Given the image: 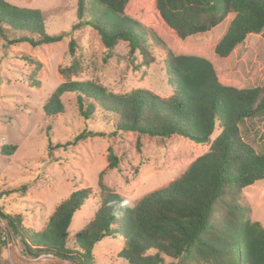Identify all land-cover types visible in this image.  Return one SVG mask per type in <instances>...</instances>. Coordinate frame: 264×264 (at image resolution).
I'll return each mask as SVG.
<instances>
[{
    "label": "trees",
    "instance_id": "1",
    "mask_svg": "<svg viewBox=\"0 0 264 264\" xmlns=\"http://www.w3.org/2000/svg\"><path fill=\"white\" fill-rule=\"evenodd\" d=\"M75 1L78 27L95 31L108 52L124 42L147 65L153 60L151 45L164 50L171 95L161 99L144 90L116 95L92 81H71L69 76L79 70L73 61L60 70L65 81L43 106L48 129L64 114L62 97L72 95L83 119L109 115L115 134L178 137L209 148L178 179L134 206L99 183L98 208L70 242L72 219L92 196L90 189L60 202L39 232L24 228L20 216L0 212L11 238L20 240L30 257L49 255L78 264H93L92 250L104 238L123 240L118 257L127 264H164L165 259L170 264H264V229L247 219L239 204L243 189L264 181V154L245 143L239 131L242 121L264 114V84L250 87L217 72L237 46L264 31V0ZM220 29L226 31L213 45L211 34ZM63 37L46 33L38 10L0 0V42L5 46L37 48ZM74 51L71 40L69 54ZM24 60L39 66L29 57ZM37 85L29 82L31 88ZM87 137L94 134L82 133L72 144ZM15 150L4 145L1 155L11 156ZM108 161V169L117 168L111 149ZM3 244L0 238V264Z\"/></svg>",
    "mask_w": 264,
    "mask_h": 264
},
{
    "label": "rangeland",
    "instance_id": "2",
    "mask_svg": "<svg viewBox=\"0 0 264 264\" xmlns=\"http://www.w3.org/2000/svg\"><path fill=\"white\" fill-rule=\"evenodd\" d=\"M5 1L20 9L38 10L45 19L46 33L64 37L59 43L37 48L27 44L5 46L0 42L1 213L20 216L24 228L39 232L60 202L73 192L90 189L92 196L72 219L68 230L70 242L98 208L99 183L134 206L145 195L166 188L208 151L209 146L178 137L163 140L131 132L115 134L109 115L96 113L83 119L72 95L62 97L64 114L54 118L48 129L43 106L65 81L60 70L71 66L73 61L78 63L79 70L69 76L71 81H92L116 95L144 90L162 99L171 95L164 72L166 53L150 44L153 60L142 65V56L137 52L130 54L127 43L119 42L108 52L95 31L78 27L75 0ZM225 31L212 32L213 45ZM71 40L75 42L72 56ZM24 57L39 66L29 64ZM227 62H221L226 66H217L223 79L231 77L237 82H249L250 87L262 86L264 31L237 46ZM29 82L38 85L31 88ZM239 131L245 143L257 154H264V114L242 121ZM82 133H92L94 137L72 144ZM218 133L216 130L211 140ZM4 145L16 147L11 156L1 155ZM109 149L117 160V168L108 169ZM23 187L24 192L20 191ZM239 204L246 218L264 229V181L243 189ZM0 238L4 242L2 264H78L49 255L39 258L26 255L20 240L11 238L1 218ZM122 246L121 238H104L92 250L93 264H127L118 257ZM170 263L165 259L164 264Z\"/></svg>",
    "mask_w": 264,
    "mask_h": 264
}]
</instances>
